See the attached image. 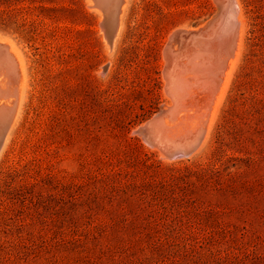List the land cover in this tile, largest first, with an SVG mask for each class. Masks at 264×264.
Listing matches in <instances>:
<instances>
[{"label": "rangeland", "instance_id": "rangeland-1", "mask_svg": "<svg viewBox=\"0 0 264 264\" xmlns=\"http://www.w3.org/2000/svg\"><path fill=\"white\" fill-rule=\"evenodd\" d=\"M239 1L223 94L210 51L169 41L219 34L215 0H126L112 46L87 0H0L25 81L0 150V264H264V0Z\"/></svg>", "mask_w": 264, "mask_h": 264}, {"label": "bare ground", "instance_id": "bare-ground-1", "mask_svg": "<svg viewBox=\"0 0 264 264\" xmlns=\"http://www.w3.org/2000/svg\"><path fill=\"white\" fill-rule=\"evenodd\" d=\"M125 1L126 0H87L88 6L94 7L100 13H104L103 16L101 15L103 17V19L100 20V22L102 24L103 29H104V26L106 25L107 27L111 28L114 31V35H113L112 40H114V38L116 37V35L118 34V32L120 30L121 15H122L123 9L125 7V3H126ZM215 2L217 3L216 4L217 5V12H216L217 16L216 17H217L218 26L220 29L219 34L215 33L216 30L214 28H212L211 30H206V32L203 31L204 32V34H203L201 32L202 30L200 31V29L205 27V24L203 26H201L200 28H195V29L193 28L194 30L193 29L192 30L184 29V28L183 29H176V30L172 31V33L169 36V39H170L169 41L174 40L175 43L172 42L173 44L169 43V45L171 44L172 48H174V50H175V48H176L175 44L178 43L176 41H180V40L183 41L184 39L185 40L191 39V40H194V42H195L194 45L198 48V50L210 51L211 65H209V66H211V67L209 68V71L208 70L207 71H208V74L211 76V78H210L211 81L212 80L218 81V84L220 85V91H221V93L224 94L225 93L224 89L228 86V84L231 80V76H232L236 61H237L239 49L241 47L240 45H241V41H242L243 34H244L245 19L243 16L242 6H241V3L239 0H215ZM207 31H209V32L207 33ZM198 34H203V35H201L200 38L195 37ZM105 38H107V37H105ZM0 40L2 41L1 46H0V150H1V148L4 144V141L6 139V136L9 132V130L11 129L13 122L15 121L18 109L20 108L19 106H20V102L22 99V90L25 89V88H23L25 85L24 84L25 81H24V71H23L22 61H21V59L17 53V50L14 48L13 44L8 39H6L4 37H0ZM184 41H183V43H184ZM189 42H191V41H189ZM178 44L182 45V46L184 45L183 47L186 48V44H180V43H178ZM188 44H190V43H188ZM110 45L112 46V42L110 43ZM189 46L190 45H188V47ZM191 47L192 46H190V48ZM170 48L171 47L167 45V47L164 51L166 64H165V68L163 71V74H164V77L166 80L165 81L166 82V88L168 91L171 87V84H172L171 81L173 78L172 65L175 63V62H173L174 59L171 58L170 52L172 49H170ZM177 50H176V53L179 52V51L177 52ZM181 50H182V48H181ZM193 50H194V48H193ZM195 50H196V48H195ZM184 51H186V50H184ZM174 53L175 52L172 53L173 56H174ZM200 55H201V53H200ZM197 56H199V54H197ZM196 59H197V57H196ZM203 61L204 60H202V63H203ZM191 62H193V61H191ZM174 70H175V68H174ZM189 71H190V69H189ZM10 74H12L15 78H19V79L18 80L15 79V81L14 80L11 81V75ZM194 74H196V73H194ZM192 78H194V77H192ZM173 86H175V85H173ZM7 89H12L11 90L12 91V97L5 96V94L7 93ZM3 93H5V94H3ZM218 94H220V93H218ZM223 94H220V95H223ZM168 97H170V95ZM219 97H221V99H222V96H219ZM219 101L220 100H218V102ZM171 103H172V101H171ZM216 104L218 105L217 102H216ZM217 105H216V108H218ZM215 109H213V110H215ZM213 112H216V111H213ZM213 112H211V113H213ZM214 115L215 114L213 113L212 118H214ZM211 121H213V120L211 119ZM208 127L210 128V124ZM209 128H207V129H209ZM147 131H149V130H147ZM193 132L195 134V130ZM159 140H161V139H159ZM184 140H186V138ZM204 140H205V138H204ZM168 142H164V143L162 142L163 144H162L161 148L163 149V151L161 149L160 150L162 151L163 155H165V156L167 155V157H169V156L174 157L173 153H175L177 151H181L183 154H186V150H184V149L181 150L180 148L178 149V146L175 143H172V142L168 143ZM180 142H182V140ZM199 142H201V141H199ZM174 158H176V157H174ZM179 158H181V157H179Z\"/></svg>", "mask_w": 264, "mask_h": 264}, {"label": "water", "instance_id": "water-1", "mask_svg": "<svg viewBox=\"0 0 264 264\" xmlns=\"http://www.w3.org/2000/svg\"><path fill=\"white\" fill-rule=\"evenodd\" d=\"M105 26H104L105 35H107V39H108L109 43H111L113 41L112 38L114 35V31L111 28H109L107 26L105 27ZM173 156L176 158H179V157H184L185 154H183L181 151H177V152L173 153Z\"/></svg>", "mask_w": 264, "mask_h": 264}]
</instances>
